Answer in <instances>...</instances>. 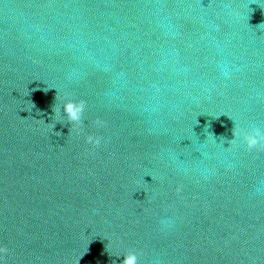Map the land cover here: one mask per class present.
Instances as JSON below:
<instances>
[{
    "label": "water",
    "instance_id": "1",
    "mask_svg": "<svg viewBox=\"0 0 264 264\" xmlns=\"http://www.w3.org/2000/svg\"><path fill=\"white\" fill-rule=\"evenodd\" d=\"M234 126L264 131V0H0L3 264H264Z\"/></svg>",
    "mask_w": 264,
    "mask_h": 264
},
{
    "label": "clouds",
    "instance_id": "2",
    "mask_svg": "<svg viewBox=\"0 0 264 264\" xmlns=\"http://www.w3.org/2000/svg\"><path fill=\"white\" fill-rule=\"evenodd\" d=\"M85 101L79 100L75 101L72 99H67L63 104V111L67 117V121L72 125L71 130L79 134L82 131L83 124V114L85 111ZM54 112L58 115L59 108L54 109ZM94 124L98 127L103 126L104 122L100 119L94 121ZM50 127L53 128L54 124H50ZM56 135H61L57 132ZM233 139L229 140L230 145H235L236 138L242 137L243 142L246 144L249 150L257 149L264 150V131L259 127H252L250 130H243L238 127L232 129ZM85 142L93 146H99L101 143V138L95 135H87L85 137ZM180 189L177 188V192ZM168 221L162 219L161 224H167ZM8 253V248L5 246H0V264H3L5 257ZM122 264H139L138 253L134 250H129L123 255Z\"/></svg>",
    "mask_w": 264,
    "mask_h": 264
}]
</instances>
